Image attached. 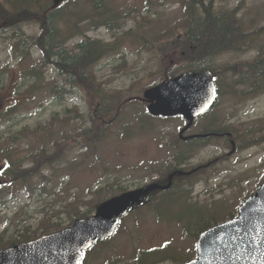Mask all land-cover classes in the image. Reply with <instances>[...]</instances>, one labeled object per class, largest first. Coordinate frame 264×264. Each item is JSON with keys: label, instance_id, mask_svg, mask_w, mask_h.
Wrapping results in <instances>:
<instances>
[{"label": "rangeland", "instance_id": "rangeland-1", "mask_svg": "<svg viewBox=\"0 0 264 264\" xmlns=\"http://www.w3.org/2000/svg\"><path fill=\"white\" fill-rule=\"evenodd\" d=\"M204 3L216 9H238L237 16L249 34L246 48L225 51L214 63L245 72L249 83L238 86L233 95H223L227 91L223 89L216 110L197 121L186 135L203 133L209 126L228 130L236 141L235 151L222 137L210 139L187 154V170L198 169L189 185L177 188L171 196L157 195L155 202L128 215L110 241L88 254L85 264H182L192 260L199 231L224 222L231 214L237 215L239 206L264 183V90L252 95L243 93L252 91L254 84L257 87L250 81L254 72L248 61L254 62L264 48V0ZM91 5L78 0L74 8L82 17L89 15ZM100 5L116 12V18L88 35L105 43L119 41V54H126L125 62L121 55H108L95 67L98 83L120 100L111 119L96 123L101 140L93 138L95 133L91 131V118L100 119L98 103L92 104L89 94L76 90L60 104L54 87L64 85V78L53 67L40 73L44 69L39 64L41 49L34 46L30 55L23 57L25 47L24 51L20 49V39L8 32L3 35L0 30V138L10 135L8 140L14 139L30 151L44 143L50 152L63 155L61 161L40 169L48 181L33 177L37 190L34 195L23 189L16 199L0 208V244L67 227L78 217L74 211L78 199L82 200L79 212L84 214L90 210L87 203L115 195L119 187L133 190L160 180L175 167L171 157L174 147H179V133L186 122L180 118H151L147 106L137 97L165 79L163 67H178L172 60L176 59L175 53L156 54L168 50L166 44H174L182 36L183 0H101ZM22 28L27 36L43 32L34 21ZM78 40H73L72 46ZM227 78L233 82V72ZM83 130H88V145L78 139L77 134ZM93 139L98 143H90ZM55 140L60 141L59 146L53 144ZM2 164L5 167L6 163ZM108 184H115L111 193L103 189ZM176 197L177 201L167 202Z\"/></svg>", "mask_w": 264, "mask_h": 264}, {"label": "trees", "instance_id": "trees-1", "mask_svg": "<svg viewBox=\"0 0 264 264\" xmlns=\"http://www.w3.org/2000/svg\"><path fill=\"white\" fill-rule=\"evenodd\" d=\"M83 1L93 5L90 7L89 15L80 17L78 11L74 8V6H78V0H67L57 6H54L53 0H4V2H0V30L3 35L8 32L13 34V37L20 39V49L24 51L23 47H25V51L21 53L23 57L29 56L34 46L41 49L42 57L39 64L44 69L39 70L40 73H43L49 67H53L64 78V85L56 84L57 86L54 87V92L60 104L65 103L67 95L76 94V90L89 94L90 99L93 100L92 104L98 103L96 112L100 119L96 121L95 117L91 118L93 124L91 131L95 133L93 138L101 140L100 136L96 134V123H99L101 119V121L111 119L120 100L114 92L108 91L102 86L103 84L98 83L96 74H94L95 67L108 55H121L122 60H124L126 54L124 52L119 54L121 51L119 41L105 43L88 35L90 31L112 23V20L116 18L114 16L116 12L102 7L100 5L101 0ZM183 4L185 17L181 22L183 26L181 28L182 36L176 38L173 41L174 44H166L170 47L168 50H159L156 54L157 56L163 54H165L163 56H166L167 53H175L176 59L172 58V60L178 67L176 69L172 66L169 68L163 67L162 73L174 77L185 71L207 70L216 77L217 72L221 71V75L228 80L229 74L240 70L237 71L236 68L233 71L232 66L229 64L220 65L217 68L212 61L214 56L223 55L222 53H225V51L237 50L239 47L236 44H241L243 48H246L245 40L248 39L249 34H246L248 32H246L243 22L237 16L238 9H216L212 4L206 5L204 0H183ZM81 6H85V4L82 3ZM30 21H34L43 28L41 35L36 37L25 35L22 26ZM170 32L176 33L171 30ZM262 33L263 30L258 33V39ZM235 38L237 40L236 44H234ZM75 39L79 40L72 46L71 42ZM166 47L164 45V49ZM249 47L248 45L247 48L249 49ZM184 52H186L187 57L183 55ZM261 52L264 55V48ZM258 59L253 63L251 62V70H254L251 79L263 81L264 56L263 59ZM157 73L160 72L157 71ZM240 80L245 81L244 76ZM235 85L232 82V86ZM263 88L264 85L261 89ZM210 131L218 132L220 130L210 129ZM87 135H89L88 130H83L82 133L77 134L78 139L80 137L81 142L86 145H88L90 139ZM7 138L11 139L10 135L0 138V152L2 154L0 161L6 163L2 175L3 185L0 187V208L9 201L16 199L23 189L34 195L37 190H34L36 186L33 185V177L38 176L41 180L48 181L41 175L40 169L43 166H52L63 159V155L56 151L50 152L48 148L44 147V143L41 144V148L37 149L36 147L30 151L22 149L21 144L15 143L14 139L10 141ZM93 141L90 143H98L94 139ZM53 144L59 146L60 141L55 140ZM81 147L86 148L84 145ZM196 149L197 146L191 153ZM175 162L178 165L182 164V154L175 157ZM28 165H31V167H27ZM178 185H180L179 182L176 183L175 187ZM114 187L115 184H108L103 189L111 193L115 190ZM126 191L128 189L119 187V193ZM105 200L107 198L87 203L90 210L85 214H81L79 211L82 200L78 199V206H75L76 209L74 210L78 216L77 218L90 216ZM74 221L75 219H72L71 224ZM54 226H59V224H54ZM208 227L202 229V231ZM37 237L25 238L6 245L0 244V249L27 242Z\"/></svg>", "mask_w": 264, "mask_h": 264}, {"label": "water", "instance_id": "water-1", "mask_svg": "<svg viewBox=\"0 0 264 264\" xmlns=\"http://www.w3.org/2000/svg\"><path fill=\"white\" fill-rule=\"evenodd\" d=\"M215 96L214 82L207 72H189L147 90L144 100L150 103L148 110L153 116H183L189 121L186 131L211 107ZM168 188L170 185L163 189ZM157 189L150 185L124 193L99 206L95 216L77 220L70 228L1 249L0 264H81L85 251L112 237L121 218ZM187 264H264V185L241 206L237 219L199 237L198 260Z\"/></svg>", "mask_w": 264, "mask_h": 264}, {"label": "flooded vegetation", "instance_id": "flooded-vegetation-1", "mask_svg": "<svg viewBox=\"0 0 264 264\" xmlns=\"http://www.w3.org/2000/svg\"><path fill=\"white\" fill-rule=\"evenodd\" d=\"M204 116H206L205 114H204ZM203 116V117H204ZM203 117H200V118H198V119H196L195 120V123L197 122V121H199L200 119H202ZM194 129V126H192L186 133H185V136H190V135H186L189 131H192ZM214 135H212L211 133H209V132H203V133H196V134H191V135H202V136H205V137H202L201 139H198V140H200V141H202L203 140V142H205V140H210V139H214V138H219V137H223V136H227V133H226V135H221V134H217V133H213ZM183 139H181L180 141V144L179 145H181V146H186V147H189V146H191V148H193L194 146H196L197 144H198V142L199 141H192V142H190V143H188V141H190V140H184L185 138L184 137H182ZM194 140V139H193ZM195 140H197V139H195ZM187 154H188V150H187V148L186 149H184L183 150V152H182V157H183V162H182V165L179 167V168H177L178 167V164L177 163H175V167H172L170 170H169V176L166 178V181H167V183L166 184H164V185H160V184H155V185H157L156 187H158V188H160V189H157L154 193H152L151 195H150V197L152 196V199L150 200L151 201V203L152 202H155V201H153V200H155L156 199V197L155 196H157V195H162V196H168V195H166V194H171L170 192L173 190V188H172V186H171V188H169V189H163V188H165L164 186H166V185H168L170 182L171 183H173L174 184V182H175V180L176 179H180V181H182V182H186V181H188L189 180V178H191V177H193V175L197 172V169L196 170H191V171H188L187 170V163H188V161H187ZM158 173V172H157ZM165 181V182H166ZM165 182H163V183H165ZM162 183V184H163ZM188 185V183H186L184 186H187ZM156 205V204H155Z\"/></svg>", "mask_w": 264, "mask_h": 264}, {"label": "bare ground", "instance_id": "bare-ground-1", "mask_svg": "<svg viewBox=\"0 0 264 264\" xmlns=\"http://www.w3.org/2000/svg\"><path fill=\"white\" fill-rule=\"evenodd\" d=\"M254 71V70H253Z\"/></svg>", "mask_w": 264, "mask_h": 264}]
</instances>
